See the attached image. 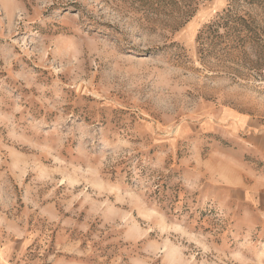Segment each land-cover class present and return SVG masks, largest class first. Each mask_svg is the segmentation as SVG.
Wrapping results in <instances>:
<instances>
[{
    "label": "rangeland",
    "instance_id": "obj_1",
    "mask_svg": "<svg viewBox=\"0 0 264 264\" xmlns=\"http://www.w3.org/2000/svg\"><path fill=\"white\" fill-rule=\"evenodd\" d=\"M263 71L264 0H0V264H264Z\"/></svg>",
    "mask_w": 264,
    "mask_h": 264
},
{
    "label": "crops",
    "instance_id": "obj_2",
    "mask_svg": "<svg viewBox=\"0 0 264 264\" xmlns=\"http://www.w3.org/2000/svg\"><path fill=\"white\" fill-rule=\"evenodd\" d=\"M228 122L235 130L236 138L241 140L246 150L252 154L253 161L259 164L240 163L238 179L229 181L231 176H228L224 177L226 181H220L218 184L220 187H230L231 198L236 199L240 206L252 205L258 199L264 212V167H260L264 166V118L237 114L228 119Z\"/></svg>",
    "mask_w": 264,
    "mask_h": 264
},
{
    "label": "built area",
    "instance_id": "obj_3",
    "mask_svg": "<svg viewBox=\"0 0 264 264\" xmlns=\"http://www.w3.org/2000/svg\"><path fill=\"white\" fill-rule=\"evenodd\" d=\"M263 73H264V71H263Z\"/></svg>",
    "mask_w": 264,
    "mask_h": 264
}]
</instances>
